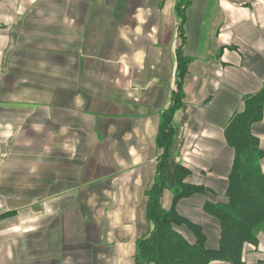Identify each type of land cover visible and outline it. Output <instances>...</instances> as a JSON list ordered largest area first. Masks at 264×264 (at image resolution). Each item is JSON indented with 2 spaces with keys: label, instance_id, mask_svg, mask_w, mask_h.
Wrapping results in <instances>:
<instances>
[{
  "label": "crops",
  "instance_id": "obj_1",
  "mask_svg": "<svg viewBox=\"0 0 264 264\" xmlns=\"http://www.w3.org/2000/svg\"><path fill=\"white\" fill-rule=\"evenodd\" d=\"M178 1L0 0V214L13 212L0 220V264H134L177 90ZM185 16L191 61L161 203L187 166V182L214 196L177 211L214 247L203 205L227 188L225 127L264 84V0H191ZM253 132L264 149V118ZM244 259L264 264V232Z\"/></svg>",
  "mask_w": 264,
  "mask_h": 264
},
{
  "label": "trees",
  "instance_id": "obj_2",
  "mask_svg": "<svg viewBox=\"0 0 264 264\" xmlns=\"http://www.w3.org/2000/svg\"><path fill=\"white\" fill-rule=\"evenodd\" d=\"M191 0H179L175 10L180 18L178 37L181 44L176 53L177 90L173 103L162 114L156 138L159 150L153 182L146 191L145 218L147 229L138 237L134 264H210L214 260L228 264H246V245H258V235L264 232V170L260 166L264 149L253 132V126L264 118V84L261 89L243 98L241 107L225 127V139L233 150V159L223 196L205 200L203 209L217 222V245L210 247L207 234L200 223L182 216L177 211L180 200L195 194H214L203 185L187 182L191 170L178 163L173 180L171 203H161L165 177L174 136L173 112L182 105V79L188 70L190 58L184 54V19ZM13 212L0 214V220Z\"/></svg>",
  "mask_w": 264,
  "mask_h": 264
}]
</instances>
